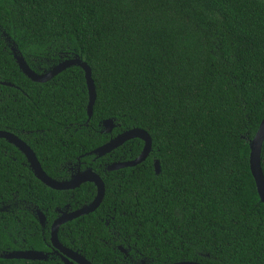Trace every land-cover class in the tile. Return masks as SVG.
I'll use <instances>...</instances> for the list:
<instances>
[{"label": "trees", "instance_id": "1", "mask_svg": "<svg viewBox=\"0 0 264 264\" xmlns=\"http://www.w3.org/2000/svg\"><path fill=\"white\" fill-rule=\"evenodd\" d=\"M13 43L37 73L75 55L87 63L92 118L80 68L32 82ZM0 82L12 85L0 84V131L25 142L50 178L84 163L104 183L100 206L59 228L61 244L91 264H264V205L249 166L264 119V0H0ZM135 128L152 140L138 166L106 170L134 160L138 139L89 155ZM261 160L264 173V144ZM23 163L0 140V254L48 251L35 210L50 226L57 208L76 210L96 194L90 183L51 190Z\"/></svg>", "mask_w": 264, "mask_h": 264}, {"label": "water", "instance_id": "2", "mask_svg": "<svg viewBox=\"0 0 264 264\" xmlns=\"http://www.w3.org/2000/svg\"><path fill=\"white\" fill-rule=\"evenodd\" d=\"M6 42H11V38L7 34H3ZM10 47L13 59L15 60L19 71L29 80L35 83H47L56 77L58 74L71 67H78L84 73V78L88 91V104H87V116L88 120L92 118L93 107L96 100L95 86L91 77V69L87 63L75 55L73 58H67L57 65L53 66L50 70L43 73H37L29 67L25 59L18 51L15 43ZM3 86H11L7 82H0ZM102 127L106 134H110L115 128V124L112 120H106L102 123ZM133 139H138L143 142V148L141 153L134 159L126 162L113 163L107 166L108 172L118 171L125 168H133L144 162L150 155L152 150V140L149 134L141 129H132L123 132L116 137L110 139L106 144L93 150L89 153L90 156L95 158H101L112 151L122 146L125 142ZM0 140H5L8 144L14 146L25 158L26 163L34 175V177L40 181L47 188L54 191H70L79 188L81 184L90 183L96 188V195L91 203L84 205L80 209L68 212L69 205L64 210H60V216L56 218L54 223L50 227L49 241L51 247L54 249L53 253H44L35 250H14L9 252H3L0 254L1 259L5 260H25V261H46L50 255L56 254L60 257L63 264H91L83 255L79 252L73 251L64 247L58 239L59 228L69 221L77 219L79 217L88 215L94 212L102 203L105 196V186L99 175L92 172L90 169L83 173L77 174L68 181H57L50 178L42 169L35 153L31 148L23 142L18 136L0 131ZM264 144V119L262 120L254 138L249 142V166L251 175L254 179L256 191L260 202L264 205V173L262 170V147ZM155 173L158 175L160 172L159 162L157 160L153 163ZM38 221L40 225L44 226V215L40 210L36 211ZM174 264H199L195 262H178Z\"/></svg>", "mask_w": 264, "mask_h": 264}, {"label": "flooded vegetation", "instance_id": "3", "mask_svg": "<svg viewBox=\"0 0 264 264\" xmlns=\"http://www.w3.org/2000/svg\"><path fill=\"white\" fill-rule=\"evenodd\" d=\"M61 61H63V60H61ZM61 61H59L58 63H60ZM57 63V64H58ZM56 64V65H57ZM55 66V65H54ZM52 68V67H51ZM51 68H49L48 70H50ZM39 71H41V73H43V72H45V71H47V70H44V69H40ZM126 132V131H125ZM121 134V133H120ZM116 137V136H115ZM112 138H114V137H112ZM111 138V139H112ZM130 141V140H129ZM128 142V141H127ZM24 157V156H23ZM15 159H13V161H14ZM24 160H25V158H24ZM25 162H26V160H25ZM23 165H27V163L26 164H24L23 163ZM109 166V165H108ZM27 167H28V165H27ZM29 168V167H28ZM107 168V167H106ZM88 169H90L92 172H94L93 171V169H92V167H90V166H85L84 165V163H83V165L81 164V163H78V164H76V165H72V166H70L69 167V170H68V178H66V179H63L62 181H68V180H71V178L72 177H74V176H76L77 174H80V173H83V172H85L86 170H88ZM95 174H97L96 172H94ZM98 175V174H97ZM85 184H87V183H85ZM82 185H84V184H81L80 185V187L79 188H81V186ZM93 185V184H92ZM94 186V185H93ZM95 187V186H94ZM79 188H76V189H74V190H70V191H62V192H74L75 190H78ZM95 193H96V188H95ZM96 195V194H95ZM92 202V201H91ZM90 202V203H91ZM83 207V206H82ZM65 208H66V206H65ZM65 208H63V209H56L55 210V213H56V216H55V218L52 220V222H51V224H50V226H48V220H47V218H46V216H45V214H43L44 215V218H45V220H44V226H42V225H40V223H39V221H38V217H37V214H36V211L38 210V209H36L35 210V215H34V218L37 220V222H38V224L40 225V227H41V229L44 231L46 228H48L49 227V234H50V227H51V225L54 223V221L56 220V218L58 217V216H60V213H59V211L60 210H64ZM81 208V207H80ZM80 208H78V209H80ZM78 209H76V210H78ZM68 210V212H73V211H76V210H72V209H70V208H68L67 209ZM64 224H66V223H64ZM63 224V225H64ZM63 245V244H62ZM64 246V245H63ZM64 247H66V246H64ZM66 248H68V247H66ZM20 250V249H19ZM118 250L121 252V253H123L125 256H126V258L128 257V253H127V250L126 249H124V248H122L121 246H119L118 247ZM53 251H54V249L51 247V245H48V251H46V252H44V251H41V252H44V253H53ZM130 251V249L128 250V252ZM56 258V259H58V260H60L61 261V259H60V257L59 256H57L56 254H54V255H50V257L49 258ZM135 264H146V262L145 261H140V262H138V263H135Z\"/></svg>", "mask_w": 264, "mask_h": 264}]
</instances>
